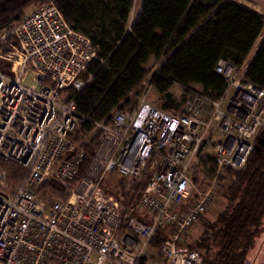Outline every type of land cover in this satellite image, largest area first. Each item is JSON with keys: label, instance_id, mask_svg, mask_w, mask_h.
Masks as SVG:
<instances>
[{"label": "built area", "instance_id": "obj_1", "mask_svg": "<svg viewBox=\"0 0 264 264\" xmlns=\"http://www.w3.org/2000/svg\"><path fill=\"white\" fill-rule=\"evenodd\" d=\"M8 37L17 46L3 50ZM97 51L52 2L28 8L0 37V264H203L184 244L212 199L191 204L190 170L201 158L216 180L243 168L264 127V90L244 79L246 66L220 59L217 99L182 89L181 112L170 114L140 96L131 112L91 122L76 99L89 65L106 63ZM86 122L97 145L84 167L73 135ZM111 178L123 194L107 192ZM159 229L173 233L152 247Z\"/></svg>", "mask_w": 264, "mask_h": 264}, {"label": "trees", "instance_id": "obj_2", "mask_svg": "<svg viewBox=\"0 0 264 264\" xmlns=\"http://www.w3.org/2000/svg\"><path fill=\"white\" fill-rule=\"evenodd\" d=\"M48 2L72 29L92 41L99 59H107L102 67L98 62L89 65L93 77L76 99L78 113L91 122L107 123L116 111L131 112L147 75L143 67L151 59L160 65L148 85L165 101L162 111L171 107L172 86H200L217 99L225 83L213 72L216 62L227 60L240 68L262 36L243 77L264 90V21L236 35L223 32L213 15L221 0H142L137 18L129 26L134 0H0V31L10 32L28 8ZM91 122L80 127L81 135L92 130ZM73 140L80 141L78 133ZM96 145H83L84 167ZM226 172L225 207L189 248L201 254L203 264H252L246 255L264 227V127L243 168ZM45 188L63 192L54 183ZM165 232H155L152 247L161 244Z\"/></svg>", "mask_w": 264, "mask_h": 264}, {"label": "rangeland", "instance_id": "obj_3", "mask_svg": "<svg viewBox=\"0 0 264 264\" xmlns=\"http://www.w3.org/2000/svg\"><path fill=\"white\" fill-rule=\"evenodd\" d=\"M139 2L140 0H134V7L132 10L131 20H133V18L135 17L136 8L138 7ZM34 7L32 6L30 8L33 9ZM263 32H264V29H263ZM5 34H7L6 31H0V37ZM260 38L255 43L254 49L259 43ZM16 46L17 44L15 40H13L10 37V38H7L6 45H2L1 47L3 50H7L10 47H16ZM249 58L250 57H248L245 60L244 64L242 65L244 68L246 64L248 63ZM159 65L160 63H155V61L151 59L143 67V70L146 71L147 75H146L144 84L138 90L137 98L140 96L141 97L143 96L145 101L149 105L157 109L163 110L162 104L165 101L162 100V97H160L158 93L152 87L148 88L149 77L159 68ZM1 67H3V65H1ZM193 89L199 90L196 87L195 88L193 87ZM170 94L172 96L171 107L164 111L171 112L172 114H179L181 112L183 103L186 100V94L182 89L176 86H172L170 88ZM76 133H78L80 137V141L78 142L79 144L86 145V144H90L91 142H94L95 144L96 139H97L96 137L97 132L91 131L89 133H85L81 135L79 133V129H76L74 135H76ZM190 178H191L192 187H193V191H192V195L190 199L191 204L197 201L199 197L201 198L202 196H204V194L206 193H209L212 199L211 208L208 210V212L205 215L200 217L199 220L188 231V235H187L188 241H187V244H184V245L187 247L193 248L196 242V238L199 236L200 233H202V231L204 230V226H207V224L212 223L215 220L216 216L224 209L225 207L224 196L226 194L227 187L229 185V180L228 178H226V175L225 177H218L216 180L215 179V167H213V165L210 163V160L207 158H201L194 162V165L192 166L190 170ZM106 183H105V186H107L108 188L107 190L108 193L113 194L114 189L118 190L120 194L124 193L123 181H117L111 178V179H107ZM137 187L138 186L136 185H131V188L133 189L134 192H136ZM172 233L173 232L171 230H166L165 232L167 236H171ZM202 253L204 252L202 251ZM246 256H247L246 257L247 261L251 262L252 264H264V227L260 235L254 241L253 248L248 252Z\"/></svg>", "mask_w": 264, "mask_h": 264}, {"label": "crops", "instance_id": "obj_4", "mask_svg": "<svg viewBox=\"0 0 264 264\" xmlns=\"http://www.w3.org/2000/svg\"><path fill=\"white\" fill-rule=\"evenodd\" d=\"M141 4L142 0H140L139 5L136 8V14L133 20H131L133 10L132 8L129 18L130 25H132L137 18L141 8ZM213 15L216 17L217 26L221 31L229 33L231 35H236L243 30L248 29L253 24L259 21H264V0H221L220 4H218L214 9ZM262 38L263 36L260 38L256 48L254 49L253 47L254 50L252 49L250 54L248 55V57L250 58L248 63L246 64V69L247 65L253 59ZM193 87L201 90L200 86ZM148 88H151V86H148Z\"/></svg>", "mask_w": 264, "mask_h": 264}]
</instances>
